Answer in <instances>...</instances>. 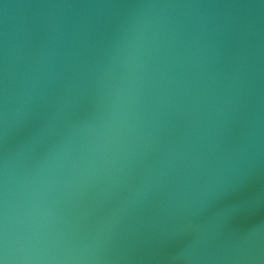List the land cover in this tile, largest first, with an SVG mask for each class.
<instances>
[{"label":"water","instance_id":"water-1","mask_svg":"<svg viewBox=\"0 0 264 264\" xmlns=\"http://www.w3.org/2000/svg\"><path fill=\"white\" fill-rule=\"evenodd\" d=\"M0 264H264V0H0Z\"/></svg>","mask_w":264,"mask_h":264}]
</instances>
